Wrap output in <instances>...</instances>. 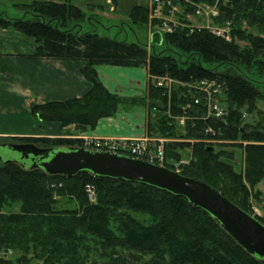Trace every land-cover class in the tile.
Returning a JSON list of instances; mask_svg holds the SVG:
<instances>
[{"label":"trees","instance_id":"obj_1","mask_svg":"<svg viewBox=\"0 0 264 264\" xmlns=\"http://www.w3.org/2000/svg\"><path fill=\"white\" fill-rule=\"evenodd\" d=\"M110 2L116 5L117 0ZM219 10L217 20L231 21V35L247 41L248 47L241 48L235 40L226 41L204 28H192L189 22L161 35L164 49L156 47L158 33L148 49L94 30L82 32L85 14L71 0H34L22 7V18L0 14V29L14 30L34 40V51L28 57L81 62L80 72L90 83L80 97L47 101L31 108L32 118L39 122L58 123L61 130L73 125L75 132L18 140L39 147L81 146L82 139L67 136L95 128L100 118L114 116L122 106L130 108L145 102L144 98L110 92L99 79L98 65L145 67L149 77L168 75L182 82L215 79L223 89L226 116L204 120L202 108L193 105L187 110L191 118L184 125L173 119L182 114L186 102L183 88H174L168 101L162 88L149 83L147 105L155 112L148 119L147 134L185 139L166 143L164 165L173 168V163L181 160L179 151L189 147L190 159L180 167V173L205 182L250 213L251 189L264 181V131L244 123L242 117L244 113H260L257 102L264 100L260 87L264 84V37L247 33L239 20L264 32V0H220ZM129 18L139 26L162 24L156 19L148 21L146 5L132 7ZM209 127L214 134L206 133ZM232 144L243 152L240 171L235 170L234 153L228 149ZM88 187L93 190V200ZM254 193L258 198L260 193ZM58 198L65 199L69 206L59 207ZM14 204L17 211H5ZM130 212L144 214L149 221L138 220ZM257 218L264 224L263 217ZM87 234L105 247L149 254L151 264H264L184 197L88 171L65 177L48 175L39 166L0 164V264H14L6 257L14 250L19 252L16 264H87Z\"/></svg>","mask_w":264,"mask_h":264},{"label":"crops","instance_id":"obj_2","mask_svg":"<svg viewBox=\"0 0 264 264\" xmlns=\"http://www.w3.org/2000/svg\"><path fill=\"white\" fill-rule=\"evenodd\" d=\"M32 1L34 0H9L8 5L12 9L10 10L4 3L5 0H0V14L8 16L10 11L19 13L24 5ZM33 51L32 38L14 30L0 29L1 131L10 127L19 128V124L27 121L32 123L34 119L31 116V108L34 105L80 97L90 88V83L80 72L81 62L28 57ZM96 70L99 79L110 92L128 98H144L145 102L130 108L122 106L114 116L100 118L95 128L78 131L75 135L67 137L139 138L146 135L148 119L154 115V111L149 110L147 105L150 81L147 69L103 64L98 65ZM15 75L20 77L15 78ZM5 81H10L7 88L4 86ZM42 124V128H49L55 134L61 132L58 123ZM67 129L74 131L73 125L64 130Z\"/></svg>","mask_w":264,"mask_h":264},{"label":"rangeland","instance_id":"obj_3","mask_svg":"<svg viewBox=\"0 0 264 264\" xmlns=\"http://www.w3.org/2000/svg\"><path fill=\"white\" fill-rule=\"evenodd\" d=\"M9 0H5V4L8 5ZM50 1V0H49ZM195 3H203L209 5H217L219 8L220 0H212V2L203 0L196 1ZM225 1V0H221ZM55 2V1H52ZM63 2V1H61ZM71 3L78 6L85 14V20L81 22V31H90L94 30L97 34L107 36L109 38H115L117 40H125L128 43H140L142 45L149 46L148 49L152 46V43L155 41L154 36L159 34V39L156 41L158 43L157 49H164L165 45L161 43V35L168 31V26L174 27L178 25H183V22H189V26L192 28H204L210 32L213 27H223L225 26L224 21H218L217 19H213V17L207 16L205 14H197V7H191L186 4L177 5L178 9L174 12H171L168 8H164L163 6L156 5L152 2V0H117L116 5H113L110 0H71ZM136 5H146L149 10V18L148 21L152 19H156L161 21V25H151L150 22L146 25H135L130 21L129 12L132 7ZM190 9H187L186 7ZM187 10H186V9ZM12 10L11 8H9ZM8 15L10 18H22L24 12L20 11L16 13L15 11H10ZM17 16V17H16ZM28 18V16H25ZM186 21H182L185 20ZM240 27L244 29L247 33L252 35H260L264 37V32H261L256 27H249L245 20L240 19ZM243 21V22H242ZM231 22V21H230ZM232 31V25L230 24V35ZM235 40V42L241 47H248V43L245 40H239L238 38H233L231 35L228 41ZM170 53V52H168ZM20 76L15 75V78ZM264 79V78H263ZM5 88L10 86V81H5ZM261 89L264 91V84L260 85ZM148 92V91H147ZM257 109L260 110V113H244L243 121L251 126H258V128L264 131V100H259L257 102ZM128 110V109H127ZM244 112V110H243ZM34 119V118H33ZM30 121L19 124V128L10 127L8 130L1 131L0 130V164L6 161L12 162H20V154L16 151L11 150L10 148L3 146L4 142H21L18 140V137H56L58 135L62 136L66 131L75 132L70 129L61 130V132H57L56 134L51 132L49 128H42L43 125L38 120L34 119L32 123ZM45 125V124H44ZM4 126H1L3 128ZM17 127V126H16ZM18 131L25 132L24 134L16 133ZM37 136H34L36 135ZM27 135V136H25ZM39 135V136H38ZM50 135V136H48ZM194 140H190L193 142ZM218 141V140H217ZM216 142V141H215ZM239 142V141H238ZM241 142V141H240ZM214 143V142H211ZM236 143V142H235ZM247 142H243L246 144ZM218 148V147H216ZM234 153L233 164L236 171H240L243 169V152L239 146L228 147ZM181 161L184 163H188L191 151L190 148H184L180 151ZM178 164L179 163H175ZM174 164V165H175ZM26 165H30L26 163ZM184 164L177 166L178 170H180L181 166ZM254 191H258L260 193L259 197L256 198ZM87 192L88 188H87ZM59 207H67L69 204L65 203V199L58 198ZM249 205L250 210L252 207H255L257 212H261V215L264 218V181L259 182L254 189H251V194L249 197ZM18 210V205L14 204L10 208H6V212H15ZM130 214L138 220H141L145 223L149 221V217L141 213L130 212ZM86 244L85 246L88 249L86 254V263L90 264L91 262L96 264H151V255L135 252L128 250L124 247H105L100 241L90 235L86 236ZM18 251H9L6 255L7 259H11L14 264L15 258L18 256ZM36 261H33L32 264H36Z\"/></svg>","mask_w":264,"mask_h":264},{"label":"water","instance_id":"obj_4","mask_svg":"<svg viewBox=\"0 0 264 264\" xmlns=\"http://www.w3.org/2000/svg\"><path fill=\"white\" fill-rule=\"evenodd\" d=\"M3 146L19 153L21 161L39 158L37 166L48 175L72 177L88 171L184 197L191 206L208 213L248 254L264 262V224L201 180L154 162L83 147H39L33 143H4Z\"/></svg>","mask_w":264,"mask_h":264},{"label":"built area","instance_id":"obj_5","mask_svg":"<svg viewBox=\"0 0 264 264\" xmlns=\"http://www.w3.org/2000/svg\"><path fill=\"white\" fill-rule=\"evenodd\" d=\"M218 1V0H217ZM160 7L168 8L171 12L178 9L179 3H185L193 7H197V14H205L207 16L217 18L220 14L217 5H209L203 3H195L194 0H152ZM223 27H213L211 31L226 41L229 40L230 35V21L224 22ZM170 30V29H169ZM153 85L155 87L163 88L167 94L168 101L172 94L175 85L184 87L183 98L186 100L182 107V114L174 119L177 120L179 125H184L186 119L191 118L187 114V110L193 105H196L204 111L202 119H223L227 110L223 106L221 100L222 86L215 79H200L191 82H182L173 79L167 75L160 77H153ZM189 99V100H188ZM169 114V111L167 112ZM206 133L214 134L211 127L206 129ZM170 138H158L151 136H143L140 138H84L82 146L87 149L97 151H107L112 153L125 154L127 156L144 159L158 164L165 163L164 150L168 142H172ZM206 142H215V139H205ZM179 165L184 164V161L178 162ZM175 164V168L178 166ZM178 169V168H176ZM89 198L93 200V190L88 187ZM254 213L257 214L255 208Z\"/></svg>","mask_w":264,"mask_h":264},{"label":"flooded vegetation","instance_id":"obj_6","mask_svg":"<svg viewBox=\"0 0 264 264\" xmlns=\"http://www.w3.org/2000/svg\"><path fill=\"white\" fill-rule=\"evenodd\" d=\"M27 162L31 165V167H33V166L34 167H37V164H39L40 160H39V158H34V159H32V161H30L29 159H27L25 161L18 162V164L19 165L21 164V166H24V165H26Z\"/></svg>","mask_w":264,"mask_h":264}]
</instances>
